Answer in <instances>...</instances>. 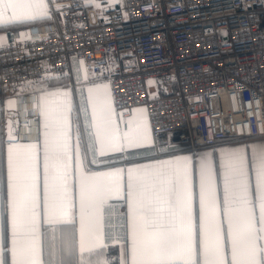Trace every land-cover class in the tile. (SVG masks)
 <instances>
[{"label":"snow or ice","instance_id":"1","mask_svg":"<svg viewBox=\"0 0 264 264\" xmlns=\"http://www.w3.org/2000/svg\"><path fill=\"white\" fill-rule=\"evenodd\" d=\"M54 3L0 0V26ZM105 70L79 61L6 98L25 122L0 132V264H264V142L162 145L143 109L117 119Z\"/></svg>","mask_w":264,"mask_h":264},{"label":"built area","instance_id":"2","mask_svg":"<svg viewBox=\"0 0 264 264\" xmlns=\"http://www.w3.org/2000/svg\"><path fill=\"white\" fill-rule=\"evenodd\" d=\"M19 31L0 43V101L23 81L69 73L74 56L110 68L113 106L123 118L142 106L157 138L192 150L264 135L261 0H109L96 21L74 1L56 30Z\"/></svg>","mask_w":264,"mask_h":264},{"label":"crops","instance_id":"3","mask_svg":"<svg viewBox=\"0 0 264 264\" xmlns=\"http://www.w3.org/2000/svg\"><path fill=\"white\" fill-rule=\"evenodd\" d=\"M74 1H80L82 4L87 8L90 19L92 21H96L100 19L101 16V11L97 10L96 8L99 7L100 5L102 6L103 3L109 0H95V2H92V0H55L53 11L54 15L52 16L51 19L41 21V22H30L27 25L24 26H0V37H3V41L14 37L15 33L12 32L13 29H20L19 31V37H34L37 35L45 34L47 32H50L52 30H56L57 25H58V10L61 8L60 5L68 6L71 4V2ZM262 4L264 5V0H261ZM1 43V42H0ZM80 60L74 56L70 58V69H69V75L71 76L72 80H75V66L78 64ZM86 67V65L84 64ZM105 84L108 85L106 81H103ZM19 91L18 89L10 91L2 101H0V118L4 119V124L3 126H0V132H3L5 130V118L9 117L13 121H19L20 124H23L25 122V116L20 115V109L19 107H13L9 108L7 104L5 103L6 98H15L16 97V92ZM76 97V100L79 101V93L74 94ZM86 95V94H85ZM108 98L110 103H112V98L109 90V85H108ZM113 105V103H112ZM114 107V106H113ZM116 113H117V119L121 116L119 111L114 107ZM133 109H137V115H140L141 113L139 110L144 108L142 106H136L130 109V114L127 118H123L124 120H127L129 117L133 115ZM144 115L145 111L143 112ZM28 119H31V116L28 117ZM159 142L163 145L166 143H174L178 144L174 141L172 136L170 135H165L157 138ZM259 142H264V135L262 136H256V137H250L247 139H231V140H224L221 141L215 145H213L215 148H219L221 146H235V145H245V144H253V143H259ZM179 145V144H178ZM182 147V146H181ZM183 148V147H182ZM203 147L197 148V150H200ZM185 149V148H184ZM187 150V149H186ZM204 150L207 151H212V148H206ZM115 243V242H113Z\"/></svg>","mask_w":264,"mask_h":264},{"label":"water","instance_id":"4","mask_svg":"<svg viewBox=\"0 0 264 264\" xmlns=\"http://www.w3.org/2000/svg\"><path fill=\"white\" fill-rule=\"evenodd\" d=\"M9 119H11V118H9V117L5 118V125L7 124V122H8Z\"/></svg>","mask_w":264,"mask_h":264},{"label":"rangeland","instance_id":"5","mask_svg":"<svg viewBox=\"0 0 264 264\" xmlns=\"http://www.w3.org/2000/svg\"><path fill=\"white\" fill-rule=\"evenodd\" d=\"M96 9L101 11V5L99 7H97ZM187 150H189V149H187Z\"/></svg>","mask_w":264,"mask_h":264}]
</instances>
